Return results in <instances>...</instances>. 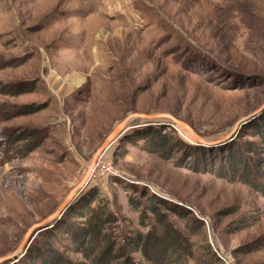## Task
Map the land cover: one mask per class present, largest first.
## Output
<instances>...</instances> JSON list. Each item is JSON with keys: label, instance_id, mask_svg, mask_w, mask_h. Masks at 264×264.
<instances>
[{"label": "rangeland", "instance_id": "1", "mask_svg": "<svg viewBox=\"0 0 264 264\" xmlns=\"http://www.w3.org/2000/svg\"><path fill=\"white\" fill-rule=\"evenodd\" d=\"M263 104L264 0H0V258L58 208L125 118L168 114L216 140ZM170 125L131 119L75 201L96 190L118 244L148 231L133 199L173 220L191 250L182 264H264V197L134 140L160 126L198 145ZM59 220L28 248L49 241L65 263L87 264ZM25 254L0 264H24Z\"/></svg>", "mask_w": 264, "mask_h": 264}, {"label": "trees", "instance_id": "2", "mask_svg": "<svg viewBox=\"0 0 264 264\" xmlns=\"http://www.w3.org/2000/svg\"><path fill=\"white\" fill-rule=\"evenodd\" d=\"M137 135L134 140L143 141L144 151L175 167L242 184L264 197V115L243 126L236 140L212 148L189 145L179 139L173 129L167 131L160 126L139 131ZM246 136L257 140L239 141ZM155 200L165 206L161 199ZM102 204L97 191L90 190L74 201L57 222L60 223L59 231L87 264H114L117 260L119 264H134L130 259L134 253H139L149 264H182L192 256L188 241L157 205L144 207L140 201L135 204L129 199V206L139 213V224L147 226L148 231L124 235L122 243L118 244L113 236L117 219ZM148 212L152 222L146 224L144 218L150 217ZM20 261L24 264H70L58 258L49 241L28 248Z\"/></svg>", "mask_w": 264, "mask_h": 264}, {"label": "water", "instance_id": "3", "mask_svg": "<svg viewBox=\"0 0 264 264\" xmlns=\"http://www.w3.org/2000/svg\"><path fill=\"white\" fill-rule=\"evenodd\" d=\"M264 113V104L258 108L257 110L253 111L249 115L241 118L233 127L230 133L227 135L216 139V140H207L200 135H198L188 124L185 122L176 119L172 115L168 114H156V115H138V114H133L127 118H125L123 121H121L105 138V140L102 142V144L99 146V148L95 151L94 155L92 156L91 162L89 164V167L84 174L83 178L81 181L74 187L72 188L68 194L65 196V198L62 200L58 208L52 212L49 216L41 220L40 222L32 225L25 235L23 236L22 241L20 242L19 246L17 249L8 257L5 258H0V262L5 261L6 259L13 258L15 259L16 256H20L24 253H26V250L32 240L35 238L37 234L40 232L44 231L48 227L54 225V223L59 220L65 211L70 207V205L75 201V199L78 197V195L83 191V189L86 187L88 184L92 172L98 162V159L100 156L105 152L111 144L118 138L120 137L124 132H125V127L129 123L131 119L134 118H142L148 121L151 120H169L172 122L173 125H176L182 129H184L186 132H188L190 135L193 136L195 142L203 147H217L226 144L230 139H232L237 132L245 125H247L249 122L254 120L255 118L259 117L261 114ZM170 125V126H173Z\"/></svg>", "mask_w": 264, "mask_h": 264}, {"label": "built area", "instance_id": "4", "mask_svg": "<svg viewBox=\"0 0 264 264\" xmlns=\"http://www.w3.org/2000/svg\"><path fill=\"white\" fill-rule=\"evenodd\" d=\"M97 164H98V162H97ZM97 164H96V166H97ZM95 169V168H94ZM107 170H109L108 168H107ZM93 173H94V170H93Z\"/></svg>", "mask_w": 264, "mask_h": 264}, {"label": "bare ground", "instance_id": "5", "mask_svg": "<svg viewBox=\"0 0 264 264\" xmlns=\"http://www.w3.org/2000/svg\"><path fill=\"white\" fill-rule=\"evenodd\" d=\"M102 33V32H101ZM99 34V33H98ZM103 36V35H102ZM99 38V37H98ZM100 41V40H99ZM98 43H100V42H98Z\"/></svg>", "mask_w": 264, "mask_h": 264}]
</instances>
